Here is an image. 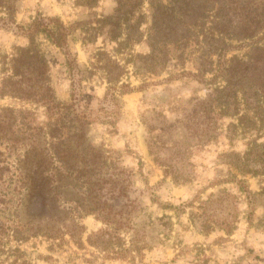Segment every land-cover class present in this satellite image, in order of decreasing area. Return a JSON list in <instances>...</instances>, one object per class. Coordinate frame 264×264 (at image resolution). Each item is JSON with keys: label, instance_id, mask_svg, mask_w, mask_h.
Returning a JSON list of instances; mask_svg holds the SVG:
<instances>
[{"label": "rangeland", "instance_id": "obj_1", "mask_svg": "<svg viewBox=\"0 0 264 264\" xmlns=\"http://www.w3.org/2000/svg\"><path fill=\"white\" fill-rule=\"evenodd\" d=\"M96 2L18 0L15 17L27 24L42 12L75 23L69 43L83 68H91L93 54L103 49L123 63L128 51L116 53L104 35L82 42L81 28L93 36L91 28L117 6L116 0ZM14 29L0 20V58L27 42ZM41 41L50 52L57 97L67 102L66 58ZM206 41L190 48L184 69L194 70L192 61L211 49ZM132 49L141 54L150 47L141 42ZM182 68L145 76L129 64L123 79L137 88L122 96L120 109L111 100L100 109L107 90L100 73L85 81L82 101L89 109L76 112L96 118L85 127L89 151L72 137L69 118L54 138L44 106L0 96V109H15L0 124V264H264V175L244 174L219 157L232 149L244 153L260 134L231 141L234 118L220 117L204 103L214 85L189 77L163 81ZM257 76L250 80L264 85V70ZM144 80L162 82L139 87ZM230 170L242 181H226ZM187 174L191 180L184 181Z\"/></svg>", "mask_w": 264, "mask_h": 264}, {"label": "trees", "instance_id": "obj_2", "mask_svg": "<svg viewBox=\"0 0 264 264\" xmlns=\"http://www.w3.org/2000/svg\"><path fill=\"white\" fill-rule=\"evenodd\" d=\"M17 1L0 0V7L6 11L0 20L4 26L15 27L16 33L24 36L27 42L14 45L10 54L1 55L0 96L44 106L52 137L58 135L55 130L67 126L64 120L69 118L74 131L72 137L80 143L82 151H89L91 145L84 141L85 127L96 118L90 117V111L82 110L85 115L76 112L82 106L89 109L82 101L86 89L84 82L100 73L107 83L106 93L100 99V109L106 108L109 100L120 109L122 96L137 88L123 79L131 63L138 74L145 76L161 75L171 68L183 66L178 72L171 71L170 78L163 81L189 77L214 85L213 94L205 98L204 103L208 111L220 117L234 118L227 131L231 141L247 133L263 135L264 85L259 79V82L250 79L260 77L264 70V0H116L114 10L99 20V26L91 28L95 33L93 36H89L90 28H81L84 33L82 42L85 45L96 43L98 35H104L115 44L116 53L128 52L121 63L107 50H97L93 54L94 61L90 62L91 68H83L72 54L69 37L75 23H66L58 15L49 16L42 12L27 24L18 23L15 17ZM83 1L87 7L97 4L96 0ZM76 24L83 25L84 22ZM41 38L59 48L66 58L71 80L70 100L67 102L57 97L51 77L50 52L43 46ZM207 39L212 41L211 49L202 50L192 61L194 70L184 69L193 54L190 48ZM141 42H146L150 50L134 54L133 46ZM161 82L144 80L139 87ZM14 112L12 107H2L0 124ZM111 116L113 113L106 117ZM260 135L249 140L244 153L235 149L220 153V161L244 174L264 175V141L260 140ZM58 139L60 143L65 141V138ZM230 172L232 177L226 181H242L237 173ZM189 175L184 181L191 180ZM173 176L179 181L176 174Z\"/></svg>", "mask_w": 264, "mask_h": 264}]
</instances>
